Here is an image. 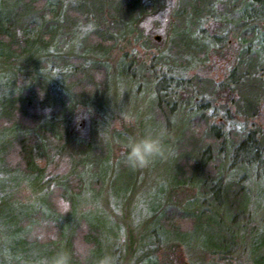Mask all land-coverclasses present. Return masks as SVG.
Returning a JSON list of instances; mask_svg holds the SVG:
<instances>
[{"label": "trees", "instance_id": "obj_1", "mask_svg": "<svg viewBox=\"0 0 264 264\" xmlns=\"http://www.w3.org/2000/svg\"><path fill=\"white\" fill-rule=\"evenodd\" d=\"M162 3L0 0V76H6L12 84L11 92L1 101L0 134L17 132L2 148L0 179L17 173L28 179L39 178L48 194L47 208L52 211L40 214L36 210L23 220L28 242H50L37 236L53 227L57 228L58 238L63 236L61 228L91 185L94 173L122 163L128 137L140 135L132 132L140 128L135 122L123 123L121 129L112 127L119 115L106 116L95 101L107 99L112 88V65L107 55L120 39L141 37L144 31L140 24ZM174 5L166 52L154 55L150 63L128 54L121 59L127 76L155 85L151 109L155 121L169 128V134H177L174 167L182 178L158 206L163 209L161 222L182 231L195 226L193 212L182 210L183 195L188 192L182 186L195 181L184 178L189 172L194 179L201 177V184H189L199 196L226 202L225 214L233 217L226 224L227 231L234 237L233 224H237L241 203L248 197L245 180L253 176L264 179V128L255 125L237 130L224 122L212 123L209 110L225 111L231 119L229 105L233 104L239 115L254 118L264 102V39L260 40L264 0H175ZM211 20L222 24L213 34L202 27ZM232 24L239 34L240 49L226 80L189 75L193 64L205 60L208 44L214 46L221 41L223 28ZM145 44L152 47L147 40ZM81 109L90 114L89 137L81 135L79 125H73ZM185 149L191 150L189 156ZM256 168H263V172L258 175L253 171ZM99 181L91 186H101ZM60 199L67 203L66 210L61 208ZM75 226L70 249L83 263L88 259L81 258L89 257L100 244L98 230L86 219L76 221ZM165 248L174 254L181 246L157 242L150 254L144 255L145 261L179 264L164 253ZM135 255L132 248L128 264ZM262 258L254 264H264V255Z\"/></svg>", "mask_w": 264, "mask_h": 264}, {"label": "rangeland", "instance_id": "obj_2", "mask_svg": "<svg viewBox=\"0 0 264 264\" xmlns=\"http://www.w3.org/2000/svg\"><path fill=\"white\" fill-rule=\"evenodd\" d=\"M161 3L163 4L161 8L152 15H146L144 23L140 24V28L144 31L141 37L136 39L133 35L125 40L120 39L107 55L106 60L112 65L113 75L109 80L112 81V88L107 99L103 97L95 101L97 102L95 105L106 116L119 115L112 125L115 129H121L123 123L129 125L135 122L140 125L139 129L135 127L132 131L136 135L140 133L137 138L146 134L162 133L164 155L155 159L146 168L132 169L127 165L126 155L123 153L122 163L110 165L106 171L100 169V173L95 172L92 183L100 180L101 186L93 187L91 183L84 196L76 202L74 210L68 215L67 224L61 228L63 236L58 238L57 228L54 227L50 228L47 234L45 232L38 234V238L51 240L46 244L35 245L28 242L22 227L23 220L36 210H40V214L52 213L51 209L47 208L48 194L44 191L41 180L36 177L28 179L21 173L10 174L0 179V264H40L42 258H50L60 250L72 254V264H98V261L106 255L113 257L115 264H128L127 256L132 248L136 250L132 264H152L150 259L145 261L144 255L150 254L154 244L160 241L168 245L180 243L181 249H175V257L168 249L163 250L166 254L168 252L167 255L173 256L179 264H254L257 259H263L264 179L262 178L256 180L253 176L250 181L245 180L248 197L241 203L242 211L238 214L237 224H233L235 238L227 231L226 224L231 222L233 217L232 214H225L226 202L209 199L204 194L199 196L189 184H201V177L197 176V179H194L190 177L189 172L184 178L195 180L196 183L190 181L182 186L188 188V192L183 195L185 201L182 210L187 213L193 212L192 216L196 219L195 226L191 230L182 231L166 227L161 222L163 209L158 206L182 178L177 176L179 169L174 167L176 164L174 158L177 154L174 145L177 134H169V128L159 126L155 121L156 117L151 110L155 85L131 79L126 75L121 60L128 54L141 62L150 63L154 55L166 52L175 0H161ZM202 27L213 34L217 27H222V24L211 20L203 23ZM223 29L225 35L216 45L212 46L206 39L204 40L210 49L207 50L205 60L192 65L193 68L188 71L189 75L207 76L219 82L226 80L240 49V40L233 24ZM174 32L179 33L178 30ZM260 34L262 36L260 40H263L264 30L260 31ZM157 35L160 39L156 38ZM146 40L152 47H147ZM22 81L21 79L20 83ZM11 85L6 76H0V108L1 101H4L11 92ZM260 105L254 118L239 115L233 104L229 105L231 119L226 117L225 111L208 110L213 115L212 123L224 122L227 127L230 124L237 130L253 128L255 125L264 128V102ZM85 110H80V115L76 117L73 125L75 128L79 125L81 135L89 137L90 114ZM94 114L100 117V113ZM15 132L10 130L0 134V156L3 153V146L7 143L6 140ZM124 149V147L120 148L117 155ZM185 154L189 156L191 150L187 149ZM262 170L263 168H256L253 171L258 172L259 175ZM60 206L63 210L67 209V203L62 199ZM81 219H86L95 225L98 230L97 239L100 242L89 257L81 258L88 259L83 263L78 261L80 258L70 249V238L76 229L75 222ZM215 249L220 253L217 254ZM222 255L226 256L225 259H220Z\"/></svg>", "mask_w": 264, "mask_h": 264}, {"label": "clouds", "instance_id": "obj_3", "mask_svg": "<svg viewBox=\"0 0 264 264\" xmlns=\"http://www.w3.org/2000/svg\"><path fill=\"white\" fill-rule=\"evenodd\" d=\"M126 163L132 169L146 168L164 155L163 134H146L142 137H128L126 142ZM40 264H72V254L66 250L57 251L52 257L42 258ZM98 264H115L111 256H104Z\"/></svg>", "mask_w": 264, "mask_h": 264}, {"label": "water", "instance_id": "obj_4", "mask_svg": "<svg viewBox=\"0 0 264 264\" xmlns=\"http://www.w3.org/2000/svg\"><path fill=\"white\" fill-rule=\"evenodd\" d=\"M157 39H160L159 35L156 36Z\"/></svg>", "mask_w": 264, "mask_h": 264}]
</instances>
